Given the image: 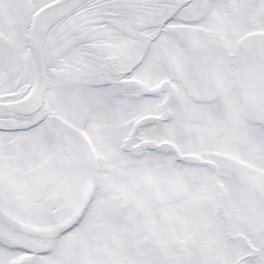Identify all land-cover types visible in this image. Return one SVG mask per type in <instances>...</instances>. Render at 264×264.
I'll return each instance as SVG.
<instances>
[{
    "label": "snow or ice",
    "instance_id": "snow-or-ice-1",
    "mask_svg": "<svg viewBox=\"0 0 264 264\" xmlns=\"http://www.w3.org/2000/svg\"><path fill=\"white\" fill-rule=\"evenodd\" d=\"M0 264H264V0H0Z\"/></svg>",
    "mask_w": 264,
    "mask_h": 264
}]
</instances>
